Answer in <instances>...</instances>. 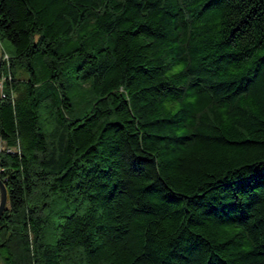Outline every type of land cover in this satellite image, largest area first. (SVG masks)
Returning <instances> with one entry per match:
<instances>
[{
    "label": "trees",
    "instance_id": "obj_1",
    "mask_svg": "<svg viewBox=\"0 0 264 264\" xmlns=\"http://www.w3.org/2000/svg\"><path fill=\"white\" fill-rule=\"evenodd\" d=\"M0 48L3 264H264V0H0Z\"/></svg>",
    "mask_w": 264,
    "mask_h": 264
},
{
    "label": "water",
    "instance_id": "obj_2",
    "mask_svg": "<svg viewBox=\"0 0 264 264\" xmlns=\"http://www.w3.org/2000/svg\"><path fill=\"white\" fill-rule=\"evenodd\" d=\"M1 51V48H0ZM2 66V57L0 54V68ZM6 201H7V192H6V187L3 181L0 179V216L6 206Z\"/></svg>",
    "mask_w": 264,
    "mask_h": 264
},
{
    "label": "rangeland",
    "instance_id": "obj_3",
    "mask_svg": "<svg viewBox=\"0 0 264 264\" xmlns=\"http://www.w3.org/2000/svg\"><path fill=\"white\" fill-rule=\"evenodd\" d=\"M83 95H84V98H83L82 103H85L90 98L89 91L88 90H84ZM0 264H3L1 259H0Z\"/></svg>",
    "mask_w": 264,
    "mask_h": 264
},
{
    "label": "built area",
    "instance_id": "obj_4",
    "mask_svg": "<svg viewBox=\"0 0 264 264\" xmlns=\"http://www.w3.org/2000/svg\"><path fill=\"white\" fill-rule=\"evenodd\" d=\"M0 88H1V85H0Z\"/></svg>",
    "mask_w": 264,
    "mask_h": 264
}]
</instances>
